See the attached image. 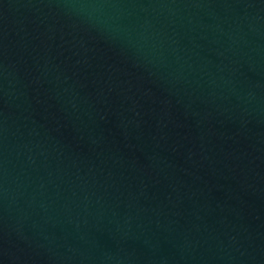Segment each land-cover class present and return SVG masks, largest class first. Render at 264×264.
<instances>
[{
    "label": "water",
    "instance_id": "95a60500",
    "mask_svg": "<svg viewBox=\"0 0 264 264\" xmlns=\"http://www.w3.org/2000/svg\"><path fill=\"white\" fill-rule=\"evenodd\" d=\"M0 264H264V0H0Z\"/></svg>",
    "mask_w": 264,
    "mask_h": 264
}]
</instances>
